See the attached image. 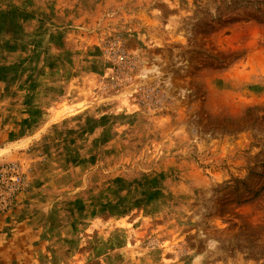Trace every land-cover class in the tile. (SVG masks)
Listing matches in <instances>:
<instances>
[{
  "label": "rangeland",
  "instance_id": "1",
  "mask_svg": "<svg viewBox=\"0 0 264 264\" xmlns=\"http://www.w3.org/2000/svg\"><path fill=\"white\" fill-rule=\"evenodd\" d=\"M0 112L12 264H264V0H0Z\"/></svg>",
  "mask_w": 264,
  "mask_h": 264
},
{
  "label": "crops",
  "instance_id": "2",
  "mask_svg": "<svg viewBox=\"0 0 264 264\" xmlns=\"http://www.w3.org/2000/svg\"><path fill=\"white\" fill-rule=\"evenodd\" d=\"M4 113L0 112V153H5L8 148L10 149L22 140V137L16 134L18 131L16 121L7 123L5 117L1 118L5 115ZM8 154H15V152ZM12 214L0 216V264H12L13 260L21 259L18 245L25 241L29 242L21 234L22 222L13 219Z\"/></svg>",
  "mask_w": 264,
  "mask_h": 264
},
{
  "label": "built area",
  "instance_id": "3",
  "mask_svg": "<svg viewBox=\"0 0 264 264\" xmlns=\"http://www.w3.org/2000/svg\"><path fill=\"white\" fill-rule=\"evenodd\" d=\"M21 180L20 175L14 166L0 164V206L4 207L7 204V198L3 195V191L18 184Z\"/></svg>",
  "mask_w": 264,
  "mask_h": 264
}]
</instances>
